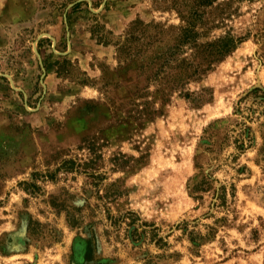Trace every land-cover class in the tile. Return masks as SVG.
Instances as JSON below:
<instances>
[{"label": "rangeland", "instance_id": "1", "mask_svg": "<svg viewBox=\"0 0 264 264\" xmlns=\"http://www.w3.org/2000/svg\"><path fill=\"white\" fill-rule=\"evenodd\" d=\"M0 264H264V0H0Z\"/></svg>", "mask_w": 264, "mask_h": 264}, {"label": "trees", "instance_id": "2", "mask_svg": "<svg viewBox=\"0 0 264 264\" xmlns=\"http://www.w3.org/2000/svg\"><path fill=\"white\" fill-rule=\"evenodd\" d=\"M208 2H213V1H215V0H207ZM189 28V27H188ZM187 28V29H188ZM192 31H194L195 33H197L195 30H192ZM230 49V45H224V46H222V47H220V50H219V52H221V53H225L226 51H228Z\"/></svg>", "mask_w": 264, "mask_h": 264}]
</instances>
